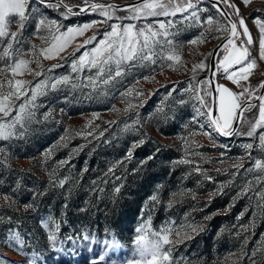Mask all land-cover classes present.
Returning a JSON list of instances; mask_svg holds the SVG:
<instances>
[{
	"label": "rangeland",
	"instance_id": "obj_1",
	"mask_svg": "<svg viewBox=\"0 0 264 264\" xmlns=\"http://www.w3.org/2000/svg\"><path fill=\"white\" fill-rule=\"evenodd\" d=\"M64 1L74 7L84 3V0ZM231 3L239 8L241 16L246 14L249 18L250 13L264 19V0H252L247 6L242 0H231ZM195 4L202 22L199 25L191 20L185 23L183 14L132 21L143 24L173 20L175 26L170 31L175 33L174 44L184 61L179 71H173L166 64L161 67L160 63L148 67L137 66L115 87H110L107 95L96 94L91 98L86 95L88 89H84V95L80 89L49 91L47 96L38 98L37 104L41 107L36 110L35 120L27 125L25 136L0 141V148L3 149L0 152V217L4 221L0 223V257L5 264H29V261L33 264H56L60 257L67 261L86 262L82 264H128L136 254L133 243L136 229L149 219L154 231L165 226L180 229L186 224L203 228L196 233L183 229L191 239L173 246L172 264H202L203 259H210L206 264H230L225 257L238 261V264H264V253L252 256L264 237V209L259 207L264 201L257 195L264 192V179L256 182L264 177V173L249 171L254 169L256 159H264V153L254 148L249 159L247 150L241 147L246 143L258 144V135H238L228 140L213 132L210 140L197 134L191 138L201 147L193 146L191 151L199 155L189 153L185 156L181 137H188L190 131H198L199 124L204 121L197 118L198 123H193L195 107L199 105L184 89L188 88L192 78V65L203 60L204 54L219 39L213 38L218 35L213 31L208 34L206 42L197 46H189V41L205 32L207 25L203 21L209 16L227 24L205 1L197 3L196 0ZM225 6L233 13L232 8ZM33 9L36 12L25 23L22 39L16 47L22 53H28L24 58L33 61L29 67L35 71L46 70L54 64L63 65L46 72L50 76L68 74L73 58L78 59L85 50L75 51L77 45L94 34L98 41L106 27L98 24L83 36L76 37L58 57L41 58V69L30 54L33 45L37 46V50L41 46H48L40 38L47 36V33L36 32V23L41 17L55 20L61 26V31L103 18L90 11L81 16L65 17L63 8H49L31 0L29 12ZM116 15L124 17L128 13L117 10ZM115 22L112 20L109 23ZM18 27L14 20L10 24V31H17ZM93 46L90 44L87 48ZM70 53H74V56ZM3 66V62H0V67ZM206 74L207 71L198 72L197 79H205ZM81 75H87V70ZM146 76L155 77V82L145 81ZM17 78L31 80L34 86L42 77L25 73ZM133 85L144 90L142 96L123 99L121 93ZM169 92H173V95L165 99ZM181 100L186 103H179ZM128 101L135 107L125 112ZM141 101H145L143 107L140 106ZM161 104L165 111L157 113L156 109ZM113 106L119 111H111ZM48 112L51 115L45 120L44 114ZM93 114L99 118L86 128V121L93 119ZM257 114L258 109H253L245 113V119L253 120ZM137 119L140 120L139 124L127 132L122 131L125 125H131ZM108 121L116 123L109 125L106 123ZM247 127V124L241 125L240 131L246 132ZM78 132H93V135L85 138L76 135ZM62 136H67V147H54ZM140 139L145 142L133 150L131 160H126L128 150ZM81 145H84L83 150L73 153V149H79ZM50 148L53 149L52 154L45 159L44 153ZM221 153L224 155L221 156ZM181 158L193 163H174ZM63 160H68V163L57 167ZM118 161L123 163L109 173V169ZM142 161L145 163L142 164ZM235 164H242L243 167L237 170L233 167ZM197 166L213 180H206L194 172ZM60 180L66 181L62 187L58 183ZM249 182L251 190L236 198ZM221 184L226 187L218 193ZM118 186L120 192L116 193L114 189ZM181 192L185 195H179ZM173 193L177 195L173 196ZM154 194L159 196V202L149 201ZM5 197H8L7 201ZM169 202H173L172 207H168ZM49 218L60 225L55 243L48 240L53 225L50 224L48 229L43 226V222ZM212 220L214 233L203 254L202 248L199 249L192 241L198 234L211 229ZM243 227H247V231H242ZM9 229L18 232L25 240L22 252L18 247L4 243ZM86 235L87 240L84 239ZM112 239H116L121 247L106 250L104 241ZM171 239L175 241L176 235L172 234ZM202 254L206 257L201 258ZM101 255L105 257L103 261L99 260Z\"/></svg>",
	"mask_w": 264,
	"mask_h": 264
},
{
	"label": "snow or ice",
	"instance_id": "obj_2",
	"mask_svg": "<svg viewBox=\"0 0 264 264\" xmlns=\"http://www.w3.org/2000/svg\"><path fill=\"white\" fill-rule=\"evenodd\" d=\"M30 2L31 0H0V62L4 64L3 67H0V141H9L13 138H23L25 136L27 125L35 120L36 110L41 107L37 104L38 98L47 96L49 91H57L62 88L80 89L82 95H84V89H88L86 95L91 98L96 94L107 95L110 87H115L137 66L148 67L160 63L161 67L166 64L173 71H179L184 61L174 44L173 37L175 33L170 31L175 26L173 20H155L153 23L143 24L133 23L132 21H147L149 18L176 17L177 14H183L185 23L189 20L198 25L202 23L198 12L195 10L197 5L192 0H135L133 4L123 9H120L116 4H89L88 0H84L85 7H81L79 13L73 12L72 7L64 4L63 0H55V3L49 2L47 4L49 8L59 9L63 7L65 17L90 11L98 13L103 19L68 27L66 31H61V26L55 20L41 17L36 23V32L47 33V36H41L40 38L48 46H41L37 50V46L33 45L30 53L38 68L43 69L41 58L53 59L58 57L76 37L83 36L85 32L96 28L98 24L106 25L103 36L98 41L97 36L94 34L77 45L75 51L85 50L78 59L73 58L70 65L71 71L68 74L57 77L46 75V72L63 67L62 64H54L46 70L35 71L29 67V64L33 61L24 58L28 53H22L16 47L22 39L25 23L36 12L35 9L31 13L29 12ZM37 2L43 4L45 0H37ZM199 2L200 0H197V3ZM218 3H223L232 8L236 19L229 18L227 24H222L209 16L207 20L203 21L207 25L205 32H201L199 36L189 41V46H197L206 42L208 34L213 31L218 34L213 36L214 39H220L224 33H227V36L214 47V50L204 54V59L193 64L190 69L192 78L189 81L188 88L184 91L189 93L190 98L194 99L199 105L195 107L193 123H198L197 118L202 119L204 122L199 124L198 131H190L188 137H181V139L184 144L185 156H187L189 153L199 155V153L191 151L193 146L201 147L191 138L197 134L204 135L210 140L213 138V132L223 137L238 135L257 137L258 135V144L246 143L241 145L242 148L247 150L248 158L251 159V150L254 148H258L261 153H264V80H261L255 86L249 82L250 77L258 70L260 62H264V19L257 18L254 20V24L258 28V36L254 38L245 23V18L240 15L239 8L231 3V0H216L213 7H217ZM242 3L247 6L252 3V0H242ZM117 10L126 11L128 15L124 17L117 16ZM200 11H207V9H201ZM217 11L221 18L228 15L222 9L217 8ZM14 20L19 25L18 30L10 31V24ZM112 20L117 22L109 23ZM124 21L129 22L124 23ZM90 44H94V46L88 49L87 46ZM257 45L258 56L253 55V52L257 50ZM69 55L74 56V53ZM85 70H87V75L82 76L81 74ZM204 71L211 72V76L198 80L197 73ZM25 73L42 78L33 86V81L17 78ZM220 77L236 86L238 90H233L226 84L219 83L218 78ZM144 80L155 82V77L146 76ZM137 84H139V81H137ZM143 92V89L133 85L122 92L121 97L127 100L128 97H140ZM153 94L149 93V95ZM172 95L173 92H169L165 99ZM18 101L21 102L17 103ZM144 103L145 101H141L140 106L143 107ZM179 103L186 102L181 100ZM134 107L135 105L128 101L127 108L124 111L127 112ZM253 109H258V114L254 116L253 120H246L245 113L252 112ZM111 111H119V109L113 106ZM164 111L163 104L156 109L157 113H164ZM50 115V112L45 113L44 119L47 120ZM97 118H99L98 115L93 114V119L86 121L85 127L91 126ZM106 123L112 125L116 121ZM139 123V119L134 120L131 125H125L122 131L127 132ZM244 124L248 126L246 132L240 131V126ZM258 130H260L259 133ZM76 135L87 138L92 136L93 132H78ZM100 135L103 136L104 133L101 132ZM66 140L67 136H62L54 147H67ZM144 142V139H140L138 143L133 144L125 159L131 160L133 150ZM83 148L84 145H81L79 149H73V153L81 151ZM2 151L3 149L0 148V152ZM52 151L51 148L45 151V159L51 156ZM223 155L221 153V156ZM149 159H152V157H149ZM67 163L68 160L60 161L57 167H62ZM122 163L123 161H118L116 165L109 169V173H112ZM141 163L143 164L145 161ZM174 163L192 164L193 162L181 158L174 161ZM233 167L238 170L243 165L235 164ZM253 170L264 173V159H256L254 169H249L250 172ZM193 171L206 180H213L212 176L198 166ZM216 171H219V169ZM117 179L119 180L120 177H117ZM261 179H264V177L258 178L256 182L260 183ZM65 182V180H60L58 182L59 186L62 187ZM225 187L226 185H219L217 192H222ZM250 190L251 182L243 186L242 191L237 194L236 198L246 195ZM114 191L119 193L120 187H116ZM175 195L177 193H173V196ZM179 195L183 196L185 193L181 192ZM257 195L261 201H264V192ZM4 199L7 201L8 197ZM149 201L159 202V196L154 194L149 198ZM172 206L173 202H169L168 207ZM259 207L264 209V203L260 204ZM3 222V218L0 217V223ZM50 224L53 227L48 233V240L55 243L60 225L51 218L43 222L46 229L49 228ZM185 228L193 233L203 230L202 227L186 224L180 229L174 226H165L159 231H154L151 228L150 219L141 224L136 229L137 235L133 240L136 254L132 260L128 261V264H172L171 252L173 246L183 243L186 239H191V236L183 230ZM241 230L247 231V227H243ZM172 234L177 237L175 241L171 239ZM84 239L87 240L88 236L86 235ZM4 243L10 247H18L22 252V246L26 242L18 232L9 229L8 238ZM104 245L106 250L121 247L116 239L105 240ZM166 246L168 247L166 248ZM257 253H264V237H262L258 248L253 250L252 256L255 257ZM243 254L246 255V253ZM104 258V255H101L99 260L103 261ZM225 261H230V264H238V261L230 260V257H225ZM0 264H5L2 257H0ZM29 264H33V262L29 261Z\"/></svg>",
	"mask_w": 264,
	"mask_h": 264
},
{
	"label": "water",
	"instance_id": "obj_3",
	"mask_svg": "<svg viewBox=\"0 0 264 264\" xmlns=\"http://www.w3.org/2000/svg\"><path fill=\"white\" fill-rule=\"evenodd\" d=\"M33 1H35V2H37V0H33ZM203 1H205L209 6H211L217 13H218V11H217V8H219V9H222L223 11H225L228 15H227V17H225V18H223L224 20H225V22L227 23L228 22V19L229 18H231V19H236V17H234V15H233V13L230 11V10H228L227 9V7L225 6V4H223V3H218L217 4V7H213V4L214 3H216V0H203ZM49 2H51V3H55V0H45V2L43 3V4H41V3H38V4H40V5H45V6H47V4L49 3ZM88 2H89V4L90 3H99V4H105V5H107V4H116V5H118V7L120 8V9H123V8H125V7H127V6H129V5H131V4H133L134 2H135V0H127V1H116V0H88ZM63 3L64 4H67L64 0H63ZM67 5H69V4H67ZM70 7H72V9H73V12H75V13H79V10H80V8L81 7H85V3H82V4H79V5H77V6H71V5H69ZM61 8H63V7H61ZM64 9V8H63ZM65 10V9H64ZM122 11V10H121ZM86 13V12H85ZM84 14V13H83ZM83 14H80V15H75V16H81V15H83ZM219 14V13H218ZM225 36H227V33H225L214 45H213V47L211 48V50H214V47L216 46V45H218V44H220L221 43V40L225 37ZM209 76H211V72H208L207 71V74H206V77H209ZM205 77V78H206ZM261 80H264V77L261 79ZM260 80V81H261ZM259 81V82H260ZM258 82V83H259ZM223 137V136H222ZM232 137V136H231ZM231 137H224V138H231Z\"/></svg>",
	"mask_w": 264,
	"mask_h": 264
},
{
	"label": "crops",
	"instance_id": "obj_4",
	"mask_svg": "<svg viewBox=\"0 0 264 264\" xmlns=\"http://www.w3.org/2000/svg\"><path fill=\"white\" fill-rule=\"evenodd\" d=\"M246 11H247V10H246ZM248 11H250V10L248 9ZM248 11H247V12H248ZM244 12H245V10H244ZM243 17L245 18V23L247 24L249 30L252 32L254 38H255L256 36H258V28H257V26L254 24V20H256L257 18H260V19H263V18L259 17V15L254 16V15H252V14H250V13H249V18L246 17V14L243 15ZM253 55L258 56V45H257V50L253 52ZM262 74H264V62H260L258 70H256V71L254 72V75H252V76L250 77V81H249V82L254 86V85H255V84H256L261 78L264 77V75H262ZM219 83H224V84H226L228 87L232 88L233 90H238V89L236 88V86L232 85L230 82H228V81H226V80H224V81H222V82H219Z\"/></svg>",
	"mask_w": 264,
	"mask_h": 264
},
{
	"label": "trees",
	"instance_id": "obj_5",
	"mask_svg": "<svg viewBox=\"0 0 264 264\" xmlns=\"http://www.w3.org/2000/svg\"><path fill=\"white\" fill-rule=\"evenodd\" d=\"M47 7V6H46ZM262 79V78H261ZM260 79V80H261ZM259 80V81H260ZM258 81V82H259ZM257 82V83H258ZM233 137V136H232ZM231 137V138H232ZM231 138H227L228 140L229 139H231ZM226 139V138H225ZM134 212V210L132 211V213ZM216 219V216L214 217V220ZM214 220H212V223L214 222ZM214 223H213V225L211 226V229L209 230V231H206V232H203L202 234H198V236L197 237H195L194 239H193V244H196V245H198V248L199 247H201L202 248V253L203 254H205V251H206V249L208 248V246H209V242H210V237H211V235H212V233H214ZM258 229V228H257ZM259 230V229H258ZM207 233H209L206 237H204V235L205 234H207ZM209 238V239H208ZM226 239H221V241H225ZM195 245V246H196ZM200 249V248H199ZM202 254V256H201V258L204 256ZM204 257H206V256H204ZM200 259V258H199ZM208 261H210V259H203L202 260V264H206V263H208ZM82 263H86V262H84V261H76V262H73V261H67V259L66 258H62V257H60V258H58V260H57V263L56 264H82Z\"/></svg>",
	"mask_w": 264,
	"mask_h": 264
},
{
	"label": "built area",
	"instance_id": "obj_6",
	"mask_svg": "<svg viewBox=\"0 0 264 264\" xmlns=\"http://www.w3.org/2000/svg\"><path fill=\"white\" fill-rule=\"evenodd\" d=\"M192 2L195 4L196 0H193ZM223 35H224V34H223ZM223 35H222V36H223ZM222 81H224V78H223V77L218 78V82H222Z\"/></svg>",
	"mask_w": 264,
	"mask_h": 264
}]
</instances>
